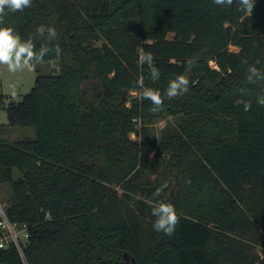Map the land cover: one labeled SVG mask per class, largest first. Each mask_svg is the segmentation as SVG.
<instances>
[{
  "label": "trees",
  "instance_id": "trees-1",
  "mask_svg": "<svg viewBox=\"0 0 264 264\" xmlns=\"http://www.w3.org/2000/svg\"><path fill=\"white\" fill-rule=\"evenodd\" d=\"M0 27L48 49L29 93H0V200L28 233L23 257L9 242L0 264H264V80H247L264 71V0L252 14L213 0H32ZM180 74L188 92L166 98ZM142 88L165 96L162 110ZM15 127L35 137L11 140ZM160 201L180 217L172 235L153 230Z\"/></svg>",
  "mask_w": 264,
  "mask_h": 264
},
{
  "label": "clouds",
  "instance_id": "clouds-1",
  "mask_svg": "<svg viewBox=\"0 0 264 264\" xmlns=\"http://www.w3.org/2000/svg\"><path fill=\"white\" fill-rule=\"evenodd\" d=\"M238 4V10L247 14H252L255 0H213V3L218 6H231L233 3ZM32 5V0H0V25L4 23V17L8 12L23 11L25 8H29ZM37 34L41 37L47 31L50 39L56 38V30L54 28H45L40 26L36 29ZM57 55H59L60 49L57 48ZM48 49L41 47L39 51L35 50V44L32 39L23 41L20 36L11 27H0V64L6 65L10 72H16L17 70L27 67L29 64L36 62L39 63L43 60L47 54ZM138 64L152 65L149 70V75L153 80L159 79L161 73L160 70L154 66V57L152 53L141 51L138 57ZM247 80L250 83H256L259 80H264V71L250 66L248 68ZM189 78L185 75H176L174 79L170 80L165 90V96L168 99H174L189 90ZM158 89L142 88L139 93L141 99H147L152 104V111L158 112L162 110L164 98ZM257 103L264 106V96L257 99ZM251 103H244V110H250ZM167 185H162L156 190L154 196L159 197L163 188ZM152 215L156 217L153 222V230L156 232H163L165 235H172L175 231L180 217L177 215L175 206L171 203L160 201L157 206L153 207Z\"/></svg>",
  "mask_w": 264,
  "mask_h": 264
},
{
  "label": "rangeland",
  "instance_id": "rangeland-1",
  "mask_svg": "<svg viewBox=\"0 0 264 264\" xmlns=\"http://www.w3.org/2000/svg\"><path fill=\"white\" fill-rule=\"evenodd\" d=\"M231 50H238L235 46H230ZM210 66L216 67L213 61L210 62ZM37 75V68L34 65L29 64L27 67L21 68L16 72H10L6 65L0 64V93L2 92L7 98L6 102L10 100L19 101L22 97L29 93L32 89ZM6 112L0 109V124H7ZM173 124L175 119L166 117L163 120H158L150 124L151 134L155 137H159L161 130L167 122ZM134 137V135H132ZM7 137L9 139H16L18 137H30L34 138L35 133L32 128L29 127H15L12 131H9ZM0 205L4 204L0 200ZM21 240L24 239L21 237Z\"/></svg>",
  "mask_w": 264,
  "mask_h": 264
},
{
  "label": "built area",
  "instance_id": "built-area-1",
  "mask_svg": "<svg viewBox=\"0 0 264 264\" xmlns=\"http://www.w3.org/2000/svg\"><path fill=\"white\" fill-rule=\"evenodd\" d=\"M0 217H1L0 249L5 248L9 242H14L21 256L23 257L21 237L24 240L28 237L27 226L26 225L18 226L15 223H11L7 219L3 207L1 205H0Z\"/></svg>",
  "mask_w": 264,
  "mask_h": 264
}]
</instances>
